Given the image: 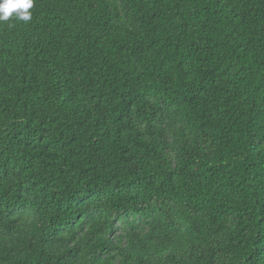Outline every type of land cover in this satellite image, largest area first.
<instances>
[{"label":"trees","instance_id":"obj_1","mask_svg":"<svg viewBox=\"0 0 264 264\" xmlns=\"http://www.w3.org/2000/svg\"><path fill=\"white\" fill-rule=\"evenodd\" d=\"M0 23V264H264V0H33Z\"/></svg>","mask_w":264,"mask_h":264},{"label":"clouds","instance_id":"obj_2","mask_svg":"<svg viewBox=\"0 0 264 264\" xmlns=\"http://www.w3.org/2000/svg\"><path fill=\"white\" fill-rule=\"evenodd\" d=\"M33 7V0H0V23L7 22L15 17L20 21L31 19L30 9Z\"/></svg>","mask_w":264,"mask_h":264}]
</instances>
